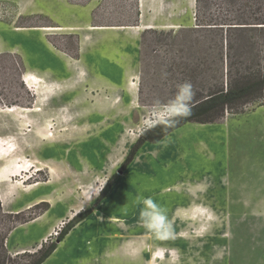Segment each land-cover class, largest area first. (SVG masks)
<instances>
[{
    "label": "rangeland",
    "instance_id": "374dc122",
    "mask_svg": "<svg viewBox=\"0 0 264 264\" xmlns=\"http://www.w3.org/2000/svg\"><path fill=\"white\" fill-rule=\"evenodd\" d=\"M194 15L195 0H0L10 253L49 246L90 210L42 264H264V97L131 153L176 115L182 85L196 97L225 84L213 34H178ZM144 198L165 216L154 229Z\"/></svg>",
    "mask_w": 264,
    "mask_h": 264
},
{
    "label": "trees",
    "instance_id": "16d2710c",
    "mask_svg": "<svg viewBox=\"0 0 264 264\" xmlns=\"http://www.w3.org/2000/svg\"><path fill=\"white\" fill-rule=\"evenodd\" d=\"M195 27H186L178 34L198 30L213 34L211 49L220 72L225 71V84L219 82L204 95L191 97L188 107L190 115H175L151 125L143 131L131 150L135 154L141 142H157L170 131L187 122L207 123L219 118L226 109H238L251 100L264 97V0H195ZM254 32H259L258 41ZM204 44V43H203ZM223 65V69H222ZM110 179L103 186L100 195L109 189ZM90 210L77 213L49 246H40L31 251L10 253L6 241L16 225L5 226L4 218L19 217L20 212L4 213L0 202V264H42L55 250L75 223L88 216ZM17 222H15L16 224Z\"/></svg>",
    "mask_w": 264,
    "mask_h": 264
},
{
    "label": "clouds",
    "instance_id": "9594fccd",
    "mask_svg": "<svg viewBox=\"0 0 264 264\" xmlns=\"http://www.w3.org/2000/svg\"><path fill=\"white\" fill-rule=\"evenodd\" d=\"M180 92L181 95L178 97V104L170 106V111L177 115H190L191 109L188 107V103L192 97L191 85L185 83L182 85ZM144 203L146 204L147 209H150V211L142 210V216L145 219L146 227L149 229H154V222L163 223L165 221V216L161 212L159 206L151 198H144Z\"/></svg>",
    "mask_w": 264,
    "mask_h": 264
},
{
    "label": "crops",
    "instance_id": "0c3cea01",
    "mask_svg": "<svg viewBox=\"0 0 264 264\" xmlns=\"http://www.w3.org/2000/svg\"><path fill=\"white\" fill-rule=\"evenodd\" d=\"M83 39L85 40V37L82 36V38H81V45H82L83 42H84ZM24 52H25V51H24ZM55 57H56V56H55ZM56 58L58 59V57H56ZM59 61H60V60H59ZM65 67H66V64H65ZM47 69H49L51 72H52V71L59 72V70L57 69V67H56L55 65H51V64H50V66H48ZM75 72H77V70H74V73H75ZM36 73H37V72H36ZM38 74H39V73H38ZM39 75H42V74H39ZM75 75H76V74H74V77H75ZM70 78H72V74H71ZM54 80H56V79H54ZM55 82H58V83H59V81H55ZM9 197H10V196H9ZM0 200H1V199H0ZM35 203H38V202H35ZM7 204H8V205H7ZM9 204H10V202H6V203L4 204V203L1 201V206H2V207L6 206V205L9 206ZM107 218H108V220H110L111 218H115V217H110V216H108ZM118 218H119V217H118ZM120 219H121V218H120ZM111 221H112V220H111ZM76 225H77V224H76ZM22 251H23V250H22Z\"/></svg>",
    "mask_w": 264,
    "mask_h": 264
},
{
    "label": "bare ground",
    "instance_id": "6f19581e",
    "mask_svg": "<svg viewBox=\"0 0 264 264\" xmlns=\"http://www.w3.org/2000/svg\"><path fill=\"white\" fill-rule=\"evenodd\" d=\"M41 29H43V30H50V29H58V27H42ZM17 30H21V29H17ZM23 110H32V108H25V109L23 108Z\"/></svg>",
    "mask_w": 264,
    "mask_h": 264
},
{
    "label": "built area",
    "instance_id": "2783aa9c",
    "mask_svg": "<svg viewBox=\"0 0 264 264\" xmlns=\"http://www.w3.org/2000/svg\"><path fill=\"white\" fill-rule=\"evenodd\" d=\"M151 124V122L149 123V125Z\"/></svg>",
    "mask_w": 264,
    "mask_h": 264
}]
</instances>
